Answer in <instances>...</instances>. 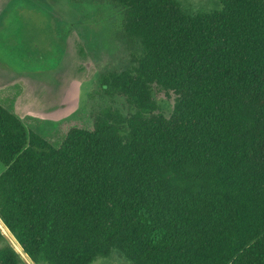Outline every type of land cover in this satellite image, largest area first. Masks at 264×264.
I'll use <instances>...</instances> for the list:
<instances>
[{
  "label": "trees",
  "instance_id": "obj_1",
  "mask_svg": "<svg viewBox=\"0 0 264 264\" xmlns=\"http://www.w3.org/2000/svg\"><path fill=\"white\" fill-rule=\"evenodd\" d=\"M70 1L119 9L129 60L97 81L130 110L55 144L0 103V264H264V0Z\"/></svg>",
  "mask_w": 264,
  "mask_h": 264
},
{
  "label": "rangeland",
  "instance_id": "obj_2",
  "mask_svg": "<svg viewBox=\"0 0 264 264\" xmlns=\"http://www.w3.org/2000/svg\"><path fill=\"white\" fill-rule=\"evenodd\" d=\"M177 1L181 6L191 11L212 10L219 5L218 0ZM39 22L47 25L56 24L57 33L63 34L62 59L58 63V77L62 81L59 95L54 97L53 101L62 104L64 116L56 120H40L39 127L42 133L49 137L53 143L58 144L64 133L72 126L91 129L93 115L105 105L112 104L127 114L130 107L125 99L104 95L100 91L97 81L100 73L121 70L129 60L130 48L120 35L121 13L119 9L107 2L0 0V46H8L15 64L25 57L28 65L27 71L33 72L31 74L38 78L36 72L46 69L34 66L41 64L36 61L35 56L33 59L29 58L33 53L32 50L37 52L29 41L32 34L43 32ZM0 53L5 54L1 48ZM41 54L43 61L45 53ZM60 58L61 56H58V59ZM50 60L48 57L46 58L48 63ZM29 64L33 66L29 67ZM49 64L50 66L55 65L54 62ZM54 68H48L49 77L51 73L55 72L52 71ZM12 69L16 70L17 68L12 67ZM42 74L44 75L43 72ZM53 76L55 75L53 74ZM47 87L46 95L48 97L55 94L54 87ZM154 99L160 107V111L168 115L171 111L172 95H166L160 91L154 94ZM4 236L13 247L18 249L9 234L5 233ZM18 253L24 264H35L21 251ZM91 264L132 263L112 252L109 256L96 259Z\"/></svg>",
  "mask_w": 264,
  "mask_h": 264
},
{
  "label": "crops",
  "instance_id": "obj_3",
  "mask_svg": "<svg viewBox=\"0 0 264 264\" xmlns=\"http://www.w3.org/2000/svg\"><path fill=\"white\" fill-rule=\"evenodd\" d=\"M39 25H41L43 32L32 34L29 41L30 45L37 51L32 50L33 53L30 54L31 56L29 58L33 59V56H35L36 61L41 62V64H35L34 66L36 68L44 67L46 69L42 71L44 75L40 70L36 72L39 78L34 77L31 74L33 72L27 71L26 67L28 65L26 64L27 59L25 57L19 63L17 61V64H15L12 60L13 56L9 53L8 46H0L1 50L6 54L0 53V103L10 109L23 121L27 118L56 120L64 116L62 104L53 101V98L59 95V88L61 87L62 81L58 77V63L62 59L63 34L57 33L56 24L50 23L47 25L40 23ZM58 48L60 51L59 55ZM43 50L44 52H41ZM41 53H45L43 61ZM58 56H61V58L58 59ZM47 57L51 59L50 62L55 63L54 66H50V62L48 63L46 61ZM30 66L33 65L29 64ZM12 67H16L17 69L14 70ZM48 68H54L52 71H55L50 74V77ZM47 86L54 87L55 94H51L50 97L46 95L48 93ZM39 105L41 106L38 107Z\"/></svg>",
  "mask_w": 264,
  "mask_h": 264
}]
</instances>
